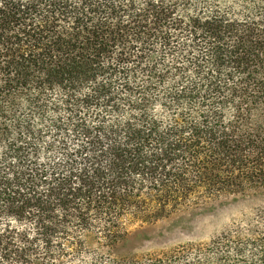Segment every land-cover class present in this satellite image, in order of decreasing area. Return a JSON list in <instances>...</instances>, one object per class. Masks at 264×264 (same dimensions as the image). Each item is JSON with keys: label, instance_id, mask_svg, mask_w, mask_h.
Returning <instances> with one entry per match:
<instances>
[{"label": "trees", "instance_id": "1", "mask_svg": "<svg viewBox=\"0 0 264 264\" xmlns=\"http://www.w3.org/2000/svg\"><path fill=\"white\" fill-rule=\"evenodd\" d=\"M0 264H264V0H0Z\"/></svg>", "mask_w": 264, "mask_h": 264}, {"label": "rangeland", "instance_id": "2", "mask_svg": "<svg viewBox=\"0 0 264 264\" xmlns=\"http://www.w3.org/2000/svg\"><path fill=\"white\" fill-rule=\"evenodd\" d=\"M261 205L257 194H248L237 203L224 206L215 204L209 210L198 209L193 216L185 212L173 215L151 227L152 241L149 247L160 249L186 243H206L233 223L254 218Z\"/></svg>", "mask_w": 264, "mask_h": 264}]
</instances>
